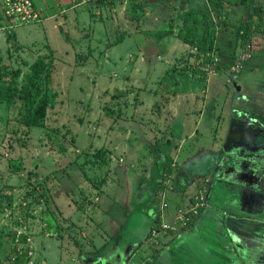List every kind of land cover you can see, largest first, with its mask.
<instances>
[{"label": "rangeland", "instance_id": "rangeland-1", "mask_svg": "<svg viewBox=\"0 0 264 264\" xmlns=\"http://www.w3.org/2000/svg\"><path fill=\"white\" fill-rule=\"evenodd\" d=\"M34 1L44 6L42 20L35 24L12 25L0 11V253L4 264H72L75 254L82 255L92 246L94 252H101L109 242L110 219L122 196L135 199L144 186L149 187L148 193L154 192L155 204L156 200L161 204L166 191L181 193L178 201L184 203L171 200L172 216L165 222L180 229L177 211L188 208L200 187L191 179L197 175H189L194 158L186 150L196 147L198 165L214 162L212 169L204 168L211 178L226 156L231 124L241 132L229 146L234 150L252 145L257 134L264 133V68L257 69L251 59L235 78L229 61L243 48L237 30L231 28L233 52L224 54L225 45L216 46L194 30V15L183 5L169 13L165 10L162 20L153 22L158 7L141 6L139 0H88L77 7L73 0ZM68 5L72 10L66 12ZM208 16L213 26L221 24V15ZM175 27L179 37L172 35ZM177 38L189 45H174ZM39 59L51 69L49 88L57 98L39 124L32 126L25 121V101L14 94V101L8 103L7 93L14 72H21L17 79L21 87L23 76ZM185 84L203 89L184 95L178 89ZM182 104H205L206 113L215 108L214 116L203 118L200 111L188 119L197 125L208 121L213 129L220 122L218 138L200 141L188 136L179 142L184 123L173 110ZM224 104L229 115L220 110ZM159 143L173 147L165 153L186 151L179 153L178 163L170 157L171 174L164 157L153 148ZM213 144H220L215 152ZM176 163L178 173L187 176L180 181L179 186L186 188L182 192ZM222 185L217 196L223 202L229 195L225 188L233 192L237 186ZM259 208L234 222L224 218L221 227L224 231L231 226L228 234L233 238L199 230L194 240L201 245L191 246L180 237L173 244L176 257L169 264H264V211ZM151 217L150 222L162 223L159 213ZM122 232L117 243H132L133 233ZM173 238L163 235V244L158 242L165 246ZM147 239L146 250L154 245L155 253L163 251ZM122 252L121 263L128 260L121 248ZM142 255L140 251L129 263H145L139 261ZM116 260L98 259L94 264H116ZM164 260L160 264H167Z\"/></svg>", "mask_w": 264, "mask_h": 264}, {"label": "crops", "instance_id": "crops-1", "mask_svg": "<svg viewBox=\"0 0 264 264\" xmlns=\"http://www.w3.org/2000/svg\"><path fill=\"white\" fill-rule=\"evenodd\" d=\"M56 1L61 2L64 0H50L48 3H55ZM33 2L38 9H40L42 7L44 8V6L39 7L34 0H33ZM139 4L141 6H145V7L146 6H150V7L157 6L158 7V14L156 16H153V18H154L153 22H155V21L160 22V20H162L161 15L166 14L165 10H167L169 13L170 9H173V7H175V6L176 7H180V6L182 7V5H183L185 8V11L187 13H192L194 15V21H195L194 30L200 36H202L203 28L205 27V25L203 24L204 21L210 20L211 25L213 26V22L211 20L212 18H210L208 16V14L210 13L213 16H215V14H218L219 16L221 15L222 16V17H220V19L222 21L221 24L219 26L214 25L212 28L210 26L209 30L205 36H206V39L209 38L211 42H215L216 46L222 47V45H225L226 49L223 50V53L227 54V55H230L229 53L233 52V50H234L233 46L235 45L234 37L231 34V30L233 28L237 29V28H239V26L241 24L246 23L248 21H251L253 23L252 26L257 27L256 31L252 33V40L250 42L254 45V54H253L254 57L252 58L253 63L257 69L264 68V0H139ZM66 8H68L66 10V12H69L72 10L71 5L70 6L68 5ZM66 8H64V9H66ZM80 9H81V7H80ZM80 9L77 8L76 10L80 11ZM80 13H82V12H80ZM252 26H251V28H252ZM172 35L175 37H179L178 36V28H176V27L174 28V33ZM205 36H202V37H205ZM68 38L69 37L66 34V39H68ZM178 40L179 41H175L174 45H177L178 47H180L182 45H185V46L189 45L188 43L184 42L180 38ZM228 61H229V59H228ZM230 61H229V63H231ZM229 63H227L226 68H228ZM201 89H203L202 86L201 87H198V86L194 87L192 85L185 84L184 86H181L178 89V91L182 92L185 95V93L190 94L194 91H200ZM226 105L227 104H224L222 107H220V110H221L222 114L229 115V114L225 113V110H227V109H225ZM204 110H205V112H204ZM210 110L211 111L206 113L208 111V109H207L205 104L201 105L200 107L182 104V105H179V106L174 108L173 111L177 115L179 114L182 117L180 119H183V123H184V125L182 124V126H181V128H183V136H181L179 142L182 143L185 140L187 141L188 138L191 139V138H197V137L200 138L199 139L200 141H202V139L205 140L206 137L211 139V140H216L218 138V135H219L218 130H219L220 122H217L216 123L217 128L213 129V127H209L208 121H206L204 124H202V122H201L199 125H197L198 123H196V122L193 123L194 122L193 119L192 120L188 119V118H190V116H194V115H196V117H197L199 115V113L198 114H195V113L200 112V111H203L202 115L200 113L201 117L203 116V118H207L208 116L209 117L214 116L216 114L215 113L216 109L210 108ZM236 114L240 115L239 113H236ZM214 118H212V119H214ZM230 120H231V118H230ZM202 127H205V129H202ZM236 128H238L236 126V124H231V128L228 131V133H230V134L227 133L228 136L226 137L227 138L226 142L228 144L225 145L226 148L224 149V155L228 154V153H230V151L234 150L233 147H229V146L232 144V142H234L235 140L237 141V139L240 137L241 132L240 131L237 132ZM169 144L170 143H167L166 144L167 146H163L162 144L159 143L158 145L154 146L153 148L155 150V153L158 155H162L165 159L164 162H166L167 164H169V163L172 164L173 160H176V162L178 163V161L180 160V156H179L180 152L185 153L187 151V154L190 155L192 159L194 158V161H191L189 163V166L191 168L189 175L193 174V173H195L197 175V176L191 178L192 181H198L197 186H201L205 182L208 185L209 201H210L209 207H207L201 213V215L195 220V222H193L192 224H189V225L185 226L184 228L177 229L176 231H169L166 235L161 234V236L158 239L159 241L163 235H164V237L172 235V237H174V238L172 240H170L165 246H163L162 245L163 242L160 241L162 244H159L160 246L158 245L159 247H157V248H159L158 250H163V251H159L158 253H155L154 248H153L154 245H153V247L150 245L149 250H146L144 247L145 245L148 246V244H145L144 241H148L147 238L149 236L150 230L155 226H159L158 221L157 222L156 221L150 222V220L152 218L151 216L153 215V217H154L155 215H157V213H159L160 218H161L160 219L161 222L165 223L166 221H169L171 219V216H172L173 209L171 208L170 201L171 200H177L178 204H183L184 200H181L180 202L178 201V199L181 198L180 192H177V193H171L170 192L168 195V193H167L168 191H166L165 192L167 194L166 200H167L170 208L168 207L166 210H163V209H161L162 202H161V204H158V202L156 200V204H155L154 203V192H150L151 194L148 193L145 189L146 188L149 189V187L144 186L145 189H142L143 192H139L137 198H135V199L133 198V196L132 197L128 196V195L122 196L123 202L121 203V206L119 207L117 212L112 216L113 218L111 217L112 219H110L111 224H109V228L111 229V232L108 233V235H107L109 237L108 238L109 242L107 243V245L104 248H102L103 250H101V252H94L95 250L92 246L88 250H85L86 252L83 251L82 255H80L81 253H78V255L75 254V257L73 258L72 264H94V262L98 259H100V260L102 259L103 262H107L109 259H117L113 263L123 264L125 260L122 263L119 262V260H118L119 256L123 254V252L121 253V248L125 250V254L128 256V260L125 261V264H128L131 261L132 257L137 256L140 253V251H142L143 255L140 256L139 261L141 262V259H142V261L144 260L145 263H143V264H160L161 260H164L163 256L166 257V261L165 260L164 261L167 264H169L170 261H172L173 258L176 257V254L173 250L175 248V247L173 248V244L180 237L186 238L185 240L189 241V244L191 246L197 244V242L194 240V238L199 236V235H197V232L199 230H205L206 232H208L209 236L212 235L213 232L217 231L218 236H220V238L225 239V237H227L228 235L233 238V235L231 233L228 234L231 231V226L230 227L225 226V229L228 232L226 230L223 231L224 228L221 227L222 223H223V225L225 223L224 218L226 217L227 219H231L234 222L235 220H239V218H242L243 217L242 215L247 213V210L244 208L242 209L241 208L242 205L239 206V205H237L238 203L237 204H233V203L226 204L225 202L219 201V199H218L219 197L217 196L216 190L218 188H220V185H222V183L227 182V180L226 179L223 180L220 177L217 178L216 176H213V175L211 176V178H208V176L206 174V169H212V165L214 162H212V160H210L209 165L208 164L206 165V161H204L205 167L201 164L198 165L196 163V156H195V152H197V151H194L196 147L190 151H188V150H186V151L180 150L179 151L178 149H175V147H174V149L177 152L173 151V149H171L172 151L170 153H165V152H169V151H164V150H169L170 148H173V147H170ZM175 146H176V144H175ZM211 146H212V149H214V147H216L214 149V152H215L218 150V147L220 146V144H217V145L213 144ZM212 149L209 150V152L207 151V154L210 155V158L214 154ZM249 152H251V150ZM192 153H193V155H192ZM166 154H168V155L166 156ZM170 157L173 158V160ZM221 162H222V160L220 161V163H219L218 167L215 169V171H219V167L220 168L223 167L222 166L223 162L222 163ZM224 165L228 166V167L232 166L230 163L229 164L224 163ZM178 166L179 165L177 164V167L175 168V170H176L175 172H176V175L178 178L177 179V182H178L177 186H178V189H180L182 192L183 189H186V188L183 186L182 187L179 186V185H181L180 181L183 178H186L187 176L183 172H182V174L178 173ZM199 167L202 169L198 170ZM204 168H206V169H204ZM198 173H199V175H198ZM245 180L246 179H244L242 181L245 182ZM246 183L250 184L249 182H246ZM243 185H244V183L239 182V185H237V188H239L241 190H247V188H245V186H243ZM145 191L147 192V194L145 193ZM230 193H232V192H229V195H227V198H228V196H230ZM189 203H190V201H189ZM126 207H130V208L132 207V209H128V210H130V212L127 211ZM135 214H138V215H136V216H138L137 219H133V215H135ZM250 214H252V213H250ZM139 216H141V217L139 218ZM117 225H118V229L116 228ZM123 230H126L127 234H129L130 232L133 233L132 235H134V237L131 239L132 243L126 242V241L125 242H119L120 244L117 243L120 239L121 234L123 233L122 232ZM136 239H138V241L135 243ZM146 243H148V242H146ZM127 244H128V247L126 246ZM140 245H141V247H139ZM197 245L200 246L201 244L198 243ZM201 248L203 250V246ZM150 256H151V258H150ZM167 259H168V261H167ZM176 262H177V258H176ZM106 264H108V263H106Z\"/></svg>", "mask_w": 264, "mask_h": 264}, {"label": "built area", "instance_id": "built-area-1", "mask_svg": "<svg viewBox=\"0 0 264 264\" xmlns=\"http://www.w3.org/2000/svg\"><path fill=\"white\" fill-rule=\"evenodd\" d=\"M87 2L88 0H73L75 7L87 4ZM0 11L12 25L35 24L42 20V12L35 6L33 0H0ZM256 29V26H252L251 32H255ZM243 33L242 30L241 34ZM253 54L254 45L250 42L244 44L240 53L231 62V71L235 78L244 70L245 64L253 58ZM166 196L167 194L163 193L164 198L161 205L163 210L169 207ZM209 203V190L205 182L192 196L188 208L178 209L175 220L181 224V228H184L195 222L202 211L209 207ZM169 231H176V229L162 222L150 230L148 238L151 242L159 244L158 239L161 234L166 235Z\"/></svg>", "mask_w": 264, "mask_h": 264}, {"label": "flooded vegetation", "instance_id": "flooded-vegetation-1", "mask_svg": "<svg viewBox=\"0 0 264 264\" xmlns=\"http://www.w3.org/2000/svg\"><path fill=\"white\" fill-rule=\"evenodd\" d=\"M259 136V137H258ZM262 138V141L260 140ZM264 133L260 132L257 134V138L254 143L249 146L240 147L238 150L230 151L222 158V166L219 167V171H215L213 176L217 178L225 179L229 178V184L239 185V182L246 179L250 185H243L247 190H241L237 188L235 191L230 193V196L224 201L226 204L233 203L246 209L247 213H256L258 206L259 212L264 211ZM251 149V152H249ZM255 149L259 151H255ZM260 151H263L260 153ZM263 160V161H262ZM262 161V163H261ZM231 164V167L225 166ZM226 169V172H221V169ZM235 173L231 176L227 174ZM233 170V171H231ZM245 180V183H246ZM250 180V181H249ZM223 184V183H222ZM223 185H220L222 187ZM256 187V188H255ZM258 190V191H256ZM249 191V192H248ZM217 192V190H216ZM225 192L229 193L228 190ZM223 201V202H224ZM222 202V201H220Z\"/></svg>", "mask_w": 264, "mask_h": 264}, {"label": "trees", "instance_id": "trees-1", "mask_svg": "<svg viewBox=\"0 0 264 264\" xmlns=\"http://www.w3.org/2000/svg\"><path fill=\"white\" fill-rule=\"evenodd\" d=\"M205 27L203 28L202 36H205L211 26V21L206 20L203 23ZM253 23L248 21L243 23L237 28L236 36L237 39L244 44L251 42L252 32L251 26ZM203 27V26H202ZM243 30V35L241 31ZM51 69L44 59L37 60L31 67L30 72L23 76V85L19 87L17 79L20 78L21 72H14L13 76L15 80L12 86L8 89L7 102L11 103L14 101V94H18L19 97L26 103V113L24 115L27 124L36 126L39 124L40 120L45 117L46 111L49 107H52L57 98V93L49 88L51 81L50 78ZM251 150V149H250ZM227 174L233 177L235 173ZM231 170V171H233ZM168 173H172L173 170L170 168V163L167 166ZM221 172H226V169H221ZM229 182V178H225ZM224 180V179H223ZM204 211V210H203ZM202 211V212H203ZM3 261V254L0 253Z\"/></svg>", "mask_w": 264, "mask_h": 264}, {"label": "water", "instance_id": "water-1", "mask_svg": "<svg viewBox=\"0 0 264 264\" xmlns=\"http://www.w3.org/2000/svg\"><path fill=\"white\" fill-rule=\"evenodd\" d=\"M241 182L244 183V185H246V184H247V185H250V184L245 183V182H243V181H240V183H241ZM246 182H247V181H246ZM255 188H256V187H255ZM225 190H229V189H228V188H225ZM225 190H224V191H225ZM256 191H258V190H256ZM0 264H4V262L2 261L1 256H0Z\"/></svg>", "mask_w": 264, "mask_h": 264}]
</instances>
